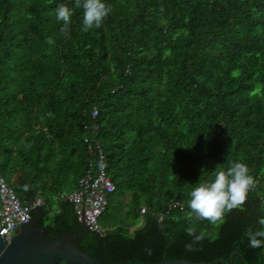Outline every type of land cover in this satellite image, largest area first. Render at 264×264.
Returning <instances> with one entry per match:
<instances>
[{
    "label": "trees",
    "instance_id": "1",
    "mask_svg": "<svg viewBox=\"0 0 264 264\" xmlns=\"http://www.w3.org/2000/svg\"><path fill=\"white\" fill-rule=\"evenodd\" d=\"M61 3L74 10L66 29ZM108 3L102 25L84 31L77 0H0V174L23 201L43 197L49 235L80 233L61 194L90 167L89 136L116 188L105 231L82 234V250L217 264L238 250L233 264H264L247 236L264 228V0ZM237 160L256 181L245 203L218 223L193 218L191 188Z\"/></svg>",
    "mask_w": 264,
    "mask_h": 264
},
{
    "label": "clouds",
    "instance_id": "2",
    "mask_svg": "<svg viewBox=\"0 0 264 264\" xmlns=\"http://www.w3.org/2000/svg\"><path fill=\"white\" fill-rule=\"evenodd\" d=\"M77 6L84 10L82 21L84 31L100 27L112 11L108 0H77ZM73 11L66 3L59 4L55 11L56 19L64 22L65 29L71 22ZM255 183L249 165L242 160L232 162L227 169L217 165L212 178L196 183L188 193V206L193 218L196 220L206 218L210 222H216L227 211L241 207L248 199V193ZM27 187L28 185H25V188ZM259 224L264 225V216L259 218ZM192 231L189 229L190 233ZM247 236L252 247L264 246V228L256 230L250 228Z\"/></svg>",
    "mask_w": 264,
    "mask_h": 264
},
{
    "label": "built area",
    "instance_id": "3",
    "mask_svg": "<svg viewBox=\"0 0 264 264\" xmlns=\"http://www.w3.org/2000/svg\"><path fill=\"white\" fill-rule=\"evenodd\" d=\"M98 115V108L94 107L92 116ZM96 132L98 125L93 123L91 127ZM90 154V167L80 178L79 186L70 193L61 194L75 204L78 219L87 221L91 230L103 233L105 228L100 224L99 218L108 205L109 196L115 190V184L106 171L103 163L105 152L99 141L85 137ZM44 204L41 195L31 201H23L9 184L6 178L0 174V234L10 239L19 231L21 225L30 220L32 212ZM180 204L175 201L170 204V209ZM144 212V209L142 210Z\"/></svg>",
    "mask_w": 264,
    "mask_h": 264
},
{
    "label": "water",
    "instance_id": "4",
    "mask_svg": "<svg viewBox=\"0 0 264 264\" xmlns=\"http://www.w3.org/2000/svg\"><path fill=\"white\" fill-rule=\"evenodd\" d=\"M38 209L33 210L30 220L23 223L18 232L10 239L0 234V264H58L65 261L67 264H217L218 261H192L187 258H165L156 263L131 262H104L82 250L77 239L84 233L91 231L85 219L84 231H72L64 236L52 237L46 235L48 228L41 230ZM240 255L236 250L228 262L233 264L235 256Z\"/></svg>",
    "mask_w": 264,
    "mask_h": 264
},
{
    "label": "rangeland",
    "instance_id": "5",
    "mask_svg": "<svg viewBox=\"0 0 264 264\" xmlns=\"http://www.w3.org/2000/svg\"><path fill=\"white\" fill-rule=\"evenodd\" d=\"M70 192H72V191H70ZM70 192H68V193H70ZM66 192H63L62 194H65ZM55 199V198H54ZM50 206L52 207V209H56L57 208V204H56V199H55V201L53 200L51 203H50ZM139 222H141V219L139 220ZM214 223H218V220L216 221V222H214Z\"/></svg>",
    "mask_w": 264,
    "mask_h": 264
},
{
    "label": "flooded vegetation",
    "instance_id": "6",
    "mask_svg": "<svg viewBox=\"0 0 264 264\" xmlns=\"http://www.w3.org/2000/svg\"><path fill=\"white\" fill-rule=\"evenodd\" d=\"M40 228H41V230L45 229V227L42 226V225H40ZM46 235H49V230H48V232L46 233Z\"/></svg>",
    "mask_w": 264,
    "mask_h": 264
}]
</instances>
